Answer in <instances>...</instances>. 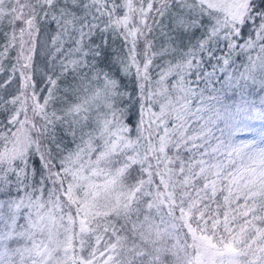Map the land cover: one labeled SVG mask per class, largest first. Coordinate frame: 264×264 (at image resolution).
Returning a JSON list of instances; mask_svg holds the SVG:
<instances>
[{
	"label": "snow or ice",
	"instance_id": "1",
	"mask_svg": "<svg viewBox=\"0 0 264 264\" xmlns=\"http://www.w3.org/2000/svg\"><path fill=\"white\" fill-rule=\"evenodd\" d=\"M0 36V264H264V0H0Z\"/></svg>",
	"mask_w": 264,
	"mask_h": 264
},
{
	"label": "trees",
	"instance_id": "2",
	"mask_svg": "<svg viewBox=\"0 0 264 264\" xmlns=\"http://www.w3.org/2000/svg\"><path fill=\"white\" fill-rule=\"evenodd\" d=\"M5 30H7V29H5ZM0 43H3L2 36H0ZM12 55L14 56L15 53L13 52ZM4 67H5V72L0 73V85H4V81L8 79V75L6 73L11 67V61L10 60L5 61ZM4 87H8V86L4 85ZM13 87H14V85H13ZM3 94H4V90H3V88H0V95H3Z\"/></svg>",
	"mask_w": 264,
	"mask_h": 264
}]
</instances>
